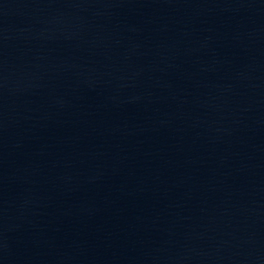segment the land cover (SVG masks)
Returning <instances> with one entry per match:
<instances>
[{
    "label": "water",
    "instance_id": "water-1",
    "mask_svg": "<svg viewBox=\"0 0 264 264\" xmlns=\"http://www.w3.org/2000/svg\"><path fill=\"white\" fill-rule=\"evenodd\" d=\"M0 264H264V0H0Z\"/></svg>",
    "mask_w": 264,
    "mask_h": 264
}]
</instances>
